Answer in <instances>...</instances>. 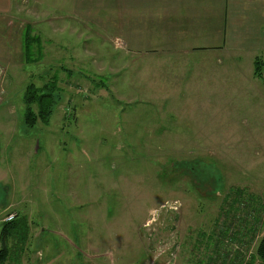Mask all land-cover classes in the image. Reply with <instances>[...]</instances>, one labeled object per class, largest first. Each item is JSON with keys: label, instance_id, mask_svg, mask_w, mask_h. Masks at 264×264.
I'll return each mask as SVG.
<instances>
[{"label": "rangeland", "instance_id": "374dc122", "mask_svg": "<svg viewBox=\"0 0 264 264\" xmlns=\"http://www.w3.org/2000/svg\"><path fill=\"white\" fill-rule=\"evenodd\" d=\"M119 1L0 14V220L29 235L10 264H232L218 252L255 239L213 223L235 188L264 195V79L233 46L153 54L151 34H122ZM51 80L48 124L28 127L27 87Z\"/></svg>", "mask_w": 264, "mask_h": 264}, {"label": "crops", "instance_id": "0c3cea01", "mask_svg": "<svg viewBox=\"0 0 264 264\" xmlns=\"http://www.w3.org/2000/svg\"><path fill=\"white\" fill-rule=\"evenodd\" d=\"M26 3L0 0V14ZM108 5L109 11L120 7L122 34L129 27L151 34L149 43L155 55L185 52L202 56L217 50L222 52L217 59L226 61L223 51L233 46L234 61H264V0H120Z\"/></svg>", "mask_w": 264, "mask_h": 264}, {"label": "trees", "instance_id": "16d2710c", "mask_svg": "<svg viewBox=\"0 0 264 264\" xmlns=\"http://www.w3.org/2000/svg\"><path fill=\"white\" fill-rule=\"evenodd\" d=\"M262 63L263 60L261 59L254 60V75L264 79ZM55 81L51 80V84H47L49 90L46 92L43 88H37L33 84L28 85L25 94L26 107L23 120L28 127L33 126L37 120L45 125L48 124L53 108L52 90H54ZM32 105L36 106V111L33 110ZM227 197H230L231 200L229 201ZM226 204L228 207H226ZM263 212L264 195L244 194L240 188H235L227 195H224L213 227H219L218 223L221 220L227 222L224 224L227 228L222 231L225 237L231 234L232 238L239 240L240 245L245 247L249 246V243L255 239L258 232H260V235L254 240L249 251H235L233 255L228 254V257L227 251L224 250L223 254L218 252V255L223 257V262L226 259H230L232 264H256L257 262L258 264H264ZM24 219V217L19 218L15 215L12 220L0 224V264H10L15 261L13 259L16 256L13 251L15 243L20 245L18 252H21L25 247L29 235ZM230 226H233L235 230L228 232V227L231 228ZM210 238L211 236H209Z\"/></svg>", "mask_w": 264, "mask_h": 264}, {"label": "built area", "instance_id": "2783aa9c", "mask_svg": "<svg viewBox=\"0 0 264 264\" xmlns=\"http://www.w3.org/2000/svg\"><path fill=\"white\" fill-rule=\"evenodd\" d=\"M3 74H4V71L2 69V67L0 66V81L2 80V77H3ZM179 206L178 202L177 201H173L171 202L168 207L169 208H172V209H177V207ZM16 213H9L7 214L6 216H4L3 218H1L0 220V224L2 222H6V221H10L12 220L14 217H15ZM260 235V232H258V234L256 235L255 239Z\"/></svg>", "mask_w": 264, "mask_h": 264}]
</instances>
